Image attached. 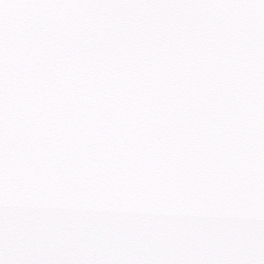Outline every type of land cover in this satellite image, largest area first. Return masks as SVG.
<instances>
[{"label":"snow or ice","instance_id":"snow-or-ice-1","mask_svg":"<svg viewBox=\"0 0 264 264\" xmlns=\"http://www.w3.org/2000/svg\"><path fill=\"white\" fill-rule=\"evenodd\" d=\"M0 264H264V0H0Z\"/></svg>","mask_w":264,"mask_h":264}]
</instances>
